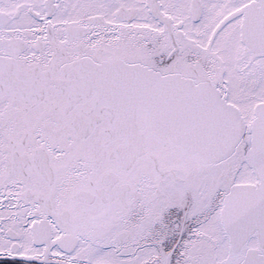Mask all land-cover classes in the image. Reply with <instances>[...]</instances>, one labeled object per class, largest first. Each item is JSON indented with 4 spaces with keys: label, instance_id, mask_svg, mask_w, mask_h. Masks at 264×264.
Returning a JSON list of instances; mask_svg holds the SVG:
<instances>
[{
    "label": "snow or ice",
    "instance_id": "obj_1",
    "mask_svg": "<svg viewBox=\"0 0 264 264\" xmlns=\"http://www.w3.org/2000/svg\"><path fill=\"white\" fill-rule=\"evenodd\" d=\"M0 264H264V0H0Z\"/></svg>",
    "mask_w": 264,
    "mask_h": 264
}]
</instances>
